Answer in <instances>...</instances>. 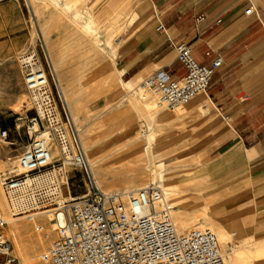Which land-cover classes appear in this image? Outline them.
I'll list each match as a JSON object with an SVG mask.
<instances>
[{
	"label": "rangeland",
	"instance_id": "obj_1",
	"mask_svg": "<svg viewBox=\"0 0 264 264\" xmlns=\"http://www.w3.org/2000/svg\"><path fill=\"white\" fill-rule=\"evenodd\" d=\"M19 1L22 7L21 19H18L19 12L12 6L0 10V133L3 129L10 130L7 139L0 140V184L10 174L23 172L15 170L30 142L24 119L26 116H36V113L32 110L23 85L18 58L26 46L34 44L40 34L50 52L65 101L80 132L88 159L97 161L98 158H104L123 162L109 169L104 168L102 162L92 167L101 190L105 193H118L133 185L135 188L159 186L164 191L179 232L209 228L215 233V222H219L214 219L212 212L215 206L203 194H195L194 188L189 187L193 182L190 180L192 169L188 160H185L187 151L181 148L186 138L179 132L177 121L173 120V115L180 110L171 112L157 109L152 97L137 95L131 92V86L121 82L116 61L118 50L127 32L136 23L133 16L129 15V6L113 0ZM142 101H147L152 107L150 113H144L148 114L147 118L136 112L135 108L132 109L134 104ZM152 117H155V124ZM150 132L154 140L149 145L144 135ZM54 159L59 160L57 151ZM64 171L69 173L68 184L74 187L72 196L85 194L87 186L82 174L68 165ZM63 196L70 197L65 190ZM184 213L185 216H182ZM0 214L6 219L12 213L9 209L0 208ZM45 217H35L34 222L19 220L20 224H25L29 229L27 239L33 238L37 242L42 239L43 244L38 243V250L32 255L31 261L36 264H44L40 256L51 241V237L44 239L36 232L37 225H43L46 231L52 229L44 221ZM179 218L188 223L186 230L181 227ZM218 234H221V240L226 241L227 248L234 249L241 257L240 264L264 263V246L255 250L261 244L258 241L241 239L222 227L218 228ZM6 235L12 243L13 255L18 264H24V256L20 254L9 224ZM222 242L219 241L221 252L226 248Z\"/></svg>",
	"mask_w": 264,
	"mask_h": 264
},
{
	"label": "built area",
	"instance_id": "obj_2",
	"mask_svg": "<svg viewBox=\"0 0 264 264\" xmlns=\"http://www.w3.org/2000/svg\"><path fill=\"white\" fill-rule=\"evenodd\" d=\"M251 12L252 8L246 14ZM175 50L178 63L186 70L183 78L160 70L132 91L152 97L160 110L171 112L206 94L223 64L222 58L210 66L199 64L187 44H179ZM18 61L36 116L24 119L30 142L19 159L23 172L3 178L1 187L18 216H26L29 222L35 221L33 211L53 207L52 229L36 226L44 239L51 237L40 256L44 264H226L211 229L177 231L159 186L125 194L102 192L40 34L34 44L25 47ZM9 131L3 129L0 140H6ZM54 151L59 160L52 157ZM67 165L85 178V194L72 196L74 187L68 184L69 173L64 171ZM63 190L70 197L60 201L58 195H63ZM7 227L0 214V264H18Z\"/></svg>",
	"mask_w": 264,
	"mask_h": 264
},
{
	"label": "crops",
	"instance_id": "obj_3",
	"mask_svg": "<svg viewBox=\"0 0 264 264\" xmlns=\"http://www.w3.org/2000/svg\"><path fill=\"white\" fill-rule=\"evenodd\" d=\"M113 1L128 5L136 22L116 60L122 81L132 89L160 70L183 78L186 70L175 50L179 44L190 45L201 65L222 58L207 93L178 109L173 120L186 138L181 148L192 169L189 187L215 206L212 212L220 227L258 241L255 250L262 249L264 1ZM7 6L21 19L19 0H0V10Z\"/></svg>",
	"mask_w": 264,
	"mask_h": 264
},
{
	"label": "bare ground",
	"instance_id": "obj_4",
	"mask_svg": "<svg viewBox=\"0 0 264 264\" xmlns=\"http://www.w3.org/2000/svg\"><path fill=\"white\" fill-rule=\"evenodd\" d=\"M94 44V43H93ZM96 46V45H95ZM121 72V71H120ZM119 72V76L121 77L122 75H121V73ZM116 73H117V71H116ZM117 75V74H116ZM118 78V77H117ZM122 82V84H125L124 83V81H121ZM125 89H126V87H125ZM132 92V91H131ZM147 101H148V99H147ZM147 101L145 102V101H142V102H138V103H136V104H134V106L132 107V109L133 108H135V110H136V112H138L139 114H141L143 117H145V118H147L148 117V114H144L145 113V111H148V113H150L151 111H152V107H150V105H148V103H147ZM133 102V101H132ZM26 104H28V103H26ZM29 106H30V104H29ZM155 106L157 107V109H159V107L155 104ZM154 110V109H153ZM157 113V112H156ZM152 121H153V124H155L156 123V120H155V117H152ZM130 125V124H129ZM131 126V125H130ZM156 127V126H155ZM129 128V127H128ZM131 128V127H130ZM126 129L127 128H125L124 130L126 131ZM125 131L123 132V134L125 133ZM128 131V130H127ZM128 134H129V132H128ZM127 135V134H126ZM130 135V134H129ZM128 135V136H129ZM142 136H143V134H142ZM130 137V136H129ZM144 137H146V139H147V141H148V143H149V145H150V143L154 140V135H153V133L152 132H150V133H148V135L147 136H145L144 135ZM132 146V145H131ZM130 146V147H131ZM133 148H135V147H133ZM138 148V147H137ZM140 148V147H139ZM87 152V151H86ZM150 152V151H149ZM55 154H56V151H54L53 153H52V157L54 158V156H55ZM149 155H150V153H149ZM99 156V155H98ZM116 156V155H115ZM124 156V155H123ZM139 156V155H138ZM142 156V155H141ZM140 157V156H139ZM143 158V157H142ZM12 159V158H11ZM99 159V158H98ZM97 159V161H96V159L95 160H90V159H88V161H89V164H90V166H91V169H92V167H94V165L95 164H97V163H99V162H102V164H103V167L104 168H106V169H109L111 166H113V165H119V164H122L123 162L121 161V160H103L104 158H102V160H98ZM144 159V158H143ZM14 160H17L16 158L14 159ZM140 160V159H139ZM135 161H137V160H135ZM10 163V162H9ZM134 163V162H133ZM100 165V164H99ZM125 165V164H124ZM120 167V166H119ZM113 168V167H112ZM118 168V167H117ZM125 169V168H124ZM130 169V168H129ZM132 169V168H131ZM135 169V168H134ZM128 169H126V171H127ZM16 172H20V171H22V169H21V167H20V165H18L17 166V170H15ZM111 171V170H110ZM121 170H119V172H120ZM133 171V170H132ZM135 171V170H134ZM140 171V170H139ZM154 171V170H153ZM92 172H93V170H92ZM113 172V171H112ZM118 171L116 170V173H117ZM122 172H124V173H127V172H129V171H127V172H125V171H122ZM136 172H137V170H136ZM106 173V172H105ZM115 173V172H114ZM115 173V174H116ZM124 173H122V174H124ZM154 173V172H153ZM107 174H108V172H107ZM110 174V173H109ZM114 174V175H115ZM93 175H94V173H93ZM111 175V174H110ZM112 175H113V173H112ZM117 175H118V173H117ZM129 175V174H128ZM132 175V174H131ZM154 175V174H153ZM95 177V179H96V181H97V184H98V186H99V188L100 189H102L101 188V185H100V183H99V181L97 180V178H96V176H94ZM162 180V179H161ZM168 181H170L169 179H167ZM165 181V180H164ZM162 186V185H161ZM134 187V185L133 186H130V188H128V189H126L125 191H122V192H118L119 194H125V193H127V192H130V191H134V190H138V189H140V188H142V187H139V188H133ZM102 191V190H101ZM102 192H104V191H102ZM105 193V192H104ZM59 200L60 201H65V200H68V198H65L61 193H59ZM0 208H6V209H9V211L12 213L10 216H9V218H6L5 220L7 221V223L9 224V227H10V232H11V234L14 236V240L16 241V244L18 245V247H19V249H20V254H22L23 256H24V264H36V263H34V262H32L31 260H32V255H33V253H35L36 252V249L38 248V243L39 244H43L42 243V239H38L37 237H35V238H37L38 239V241L39 242H37V241H34L33 240V238L31 239H27L26 237H28V236H26L27 235V233H28V231H29V229H27V227L26 226H24L25 224H20L19 223V220H22V219H26L27 217L26 216H23V215H21L20 217H16V216H18L19 214H17V210L16 209H14L13 208V206L11 205V203L9 202V200H8V198L5 196V194L3 193V191H2V188H1V184H0ZM182 208V207H181ZM206 208V207H205ZM184 210V209H183ZM207 210V209H206ZM31 211V210H30ZM54 210L53 209H50V210H45V211H42V212H35V213H33L32 214V216H33V218L35 219V217H39V216H41V215H45L46 217H45V220L44 221H46V223L48 224L49 223V221L51 220V218H50V216L52 215L51 213L53 212ZM15 212V213H14ZM149 211H146V213H148ZM187 213V212H186ZM182 216H185V213H184V215H182ZM180 217V218H183V217ZM179 218V219H180ZM185 218H188V216L187 217H185ZM184 220H186V219H184ZM190 220V219H189ZM178 221H180V225H181V227L183 228V229H187L188 228V223H186L185 221H183V219H180V220H178ZM187 221H188V219H187ZM45 223V224H46ZM208 224H210V223H208ZM28 226V225H27ZM221 225L219 224V223H217V222H215V226H214V231H215V235H216V238L218 239V244H219V241H223L222 243L225 245V247L226 248H224L223 249V255H225V259H226V264H240V256H238V253L234 250V249H231V248H227V246H226V241L224 242V240H221V234L219 235L218 234V228L220 227ZM211 227V226H210ZM29 228H30V226H29ZM47 228V227H46ZM52 228V227H51ZM49 231V230H48ZM178 231V230H177ZM179 232V231H178ZM179 233H181V232H179ZM40 237V236H39ZM41 238H43L42 236H41ZM36 240V239H35ZM44 242V241H43ZM219 246H220V244H219ZM224 247V246H223ZM38 250V249H37ZM23 261V260H22ZM41 264V263H40Z\"/></svg>",
	"mask_w": 264,
	"mask_h": 264
}]
</instances>
